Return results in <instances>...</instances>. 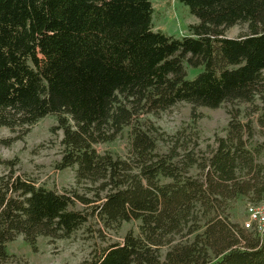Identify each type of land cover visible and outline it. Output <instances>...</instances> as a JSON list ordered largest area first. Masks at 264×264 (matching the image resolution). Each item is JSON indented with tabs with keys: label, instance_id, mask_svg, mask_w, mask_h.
<instances>
[{
	"label": "trees",
	"instance_id": "obj_1",
	"mask_svg": "<svg viewBox=\"0 0 264 264\" xmlns=\"http://www.w3.org/2000/svg\"><path fill=\"white\" fill-rule=\"evenodd\" d=\"M179 1L199 20L181 38L154 29L152 0H0V127L25 132L55 115V167H73L76 184L93 192L36 186L11 170L0 177V264H12L7 243L18 235L35 248L40 236L69 237L90 215L107 228L139 224L88 264H264V237L228 213L238 198L264 199L249 124L234 116L200 156L176 134L159 153L140 119L178 102L256 98L264 118V0ZM237 24L247 30L226 36ZM187 66L202 70L189 79ZM124 129L126 157L94 148ZM76 200L98 203L78 210Z\"/></svg>",
	"mask_w": 264,
	"mask_h": 264
},
{
	"label": "rangeland",
	"instance_id": "obj_2",
	"mask_svg": "<svg viewBox=\"0 0 264 264\" xmlns=\"http://www.w3.org/2000/svg\"><path fill=\"white\" fill-rule=\"evenodd\" d=\"M152 5L154 29L174 38L190 34L189 26L199 22L188 6L179 0H152ZM246 30V25L237 24L228 28L225 35L237 37ZM186 69L187 78L192 79L202 67L187 66ZM260 107L258 98L254 102L222 103L217 108L194 107L187 102H178L165 110L143 113L140 119L144 125L153 128L152 135L157 138L156 151L159 153L168 151L176 134L181 137L180 140H187L189 147H196L195 154L201 156L214 146L216 137L226 135L228 123L235 116L241 123L250 126V132L245 133L246 146L257 154V162L263 165L260 175H264V118ZM55 125V115L49 114L25 132L0 127V138L10 139L8 143L0 144V159L13 162L0 165V177L6 176L11 170L13 177L29 179L36 186L44 185L56 191H75L92 198V191H87L85 185L76 184L73 167L62 170L55 167L62 154V131L52 132ZM94 148L100 153L110 151L126 157L129 150L127 129L113 142L95 144ZM191 172L199 174L197 169ZM249 202L247 197H243L230 203L228 213L232 222L241 225ZM97 203L83 205L76 200L73 206L81 210ZM138 224V221H129L107 228L95 215H90L88 221L67 238L40 236L36 247L32 248L23 235H18L7 243V250L14 255L12 264H88L102 248L122 242L129 230L137 233Z\"/></svg>",
	"mask_w": 264,
	"mask_h": 264
},
{
	"label": "built area",
	"instance_id": "obj_3",
	"mask_svg": "<svg viewBox=\"0 0 264 264\" xmlns=\"http://www.w3.org/2000/svg\"><path fill=\"white\" fill-rule=\"evenodd\" d=\"M241 225L244 229L256 233L260 238L264 237V199L257 203L247 204L245 218Z\"/></svg>",
	"mask_w": 264,
	"mask_h": 264
}]
</instances>
